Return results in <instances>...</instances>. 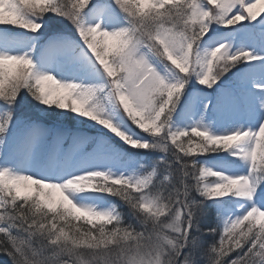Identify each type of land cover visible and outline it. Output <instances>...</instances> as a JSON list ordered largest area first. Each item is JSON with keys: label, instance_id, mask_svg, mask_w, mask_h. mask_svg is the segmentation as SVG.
Listing matches in <instances>:
<instances>
[{"label": "snow or ice", "instance_id": "obj_1", "mask_svg": "<svg viewBox=\"0 0 264 264\" xmlns=\"http://www.w3.org/2000/svg\"><path fill=\"white\" fill-rule=\"evenodd\" d=\"M0 264H264V0H0Z\"/></svg>", "mask_w": 264, "mask_h": 264}]
</instances>
